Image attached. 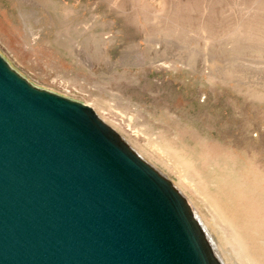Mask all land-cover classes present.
<instances>
[{"label":"rangeland","instance_id":"1","mask_svg":"<svg viewBox=\"0 0 264 264\" xmlns=\"http://www.w3.org/2000/svg\"><path fill=\"white\" fill-rule=\"evenodd\" d=\"M0 54L87 104L264 264V0H0Z\"/></svg>","mask_w":264,"mask_h":264},{"label":"water","instance_id":"2","mask_svg":"<svg viewBox=\"0 0 264 264\" xmlns=\"http://www.w3.org/2000/svg\"><path fill=\"white\" fill-rule=\"evenodd\" d=\"M0 264L222 263L167 176L0 54Z\"/></svg>","mask_w":264,"mask_h":264},{"label":"bare ground","instance_id":"3","mask_svg":"<svg viewBox=\"0 0 264 264\" xmlns=\"http://www.w3.org/2000/svg\"><path fill=\"white\" fill-rule=\"evenodd\" d=\"M179 189V188H178ZM180 190V189H179ZM181 191V190H180ZM182 193V192H181ZM183 194V193H182ZM184 195V194H183ZM185 196V195H184ZM186 197V196H185ZM187 199V197H186ZM187 201L189 202V200L187 199ZM190 203V202H189ZM191 205V204H190ZM192 207V206H191ZM193 213L196 216L197 220L199 221V223L201 224L202 228L204 229L205 232V236L207 241L210 244V247L213 249L215 255L219 258V260L221 261L222 264H228L227 261L224 259L223 257V253L221 250V247L218 243V241L216 240V238L214 237L213 233L210 231V229L207 227V225L204 223V221L201 219L200 215L198 214L197 210L192 207Z\"/></svg>","mask_w":264,"mask_h":264}]
</instances>
